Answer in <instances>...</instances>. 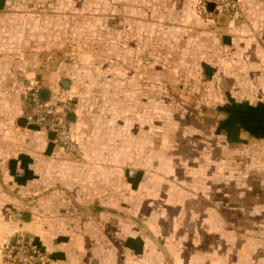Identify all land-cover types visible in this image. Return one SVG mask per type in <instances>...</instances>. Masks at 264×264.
Masks as SVG:
<instances>
[{
  "label": "crops",
  "instance_id": "obj_1",
  "mask_svg": "<svg viewBox=\"0 0 264 264\" xmlns=\"http://www.w3.org/2000/svg\"><path fill=\"white\" fill-rule=\"evenodd\" d=\"M196 1L118 0L117 15L119 26L148 37L149 47L168 38L169 46L190 49L202 65L213 64L214 77L223 84L236 83L229 90L231 97H236V88L241 89L244 99L235 101L254 117L240 129L246 139L237 143L235 151H241L242 157L231 156L242 165L229 170V216L207 215L206 205L199 206L196 216L179 218L147 221L121 214L120 194L125 189L121 170L111 171L116 175L108 179V171L95 166L94 158L100 154L86 153L73 85L75 121L70 128L82 160L64 154L42 129L18 125L25 116L27 97L15 109L3 100L0 246L25 233L54 264H264V0H237L242 16L220 22L199 18ZM8 2L0 0V11ZM10 29L0 28L3 97L10 96L18 76L38 80L20 67L13 70V64L21 66L23 60L12 56ZM61 81L60 90L41 89L46 100L72 99L71 83L66 80L69 87L63 89ZM252 129L255 136L248 132ZM205 188V193H218L215 205L222 208L223 186Z\"/></svg>",
  "mask_w": 264,
  "mask_h": 264
},
{
  "label": "rangeland",
  "instance_id": "obj_2",
  "mask_svg": "<svg viewBox=\"0 0 264 264\" xmlns=\"http://www.w3.org/2000/svg\"><path fill=\"white\" fill-rule=\"evenodd\" d=\"M117 2L9 0L0 28H11L12 56L23 60L12 68L38 80L17 75L0 108L4 99L15 109L31 88L60 90V81L68 80L86 153L100 154L95 166L107 170L108 179L121 170V214L179 218L206 205L207 215L229 216V170L242 165L231 156L242 157L235 151L246 139L240 129L254 117L237 103L244 99L241 89L231 97L236 83L223 84L212 74L214 65H202L190 49L171 47L168 38L149 47L148 37L121 28ZM248 132L255 136V129ZM213 185L224 188L222 208L215 205L218 193L204 192Z\"/></svg>",
  "mask_w": 264,
  "mask_h": 264
},
{
  "label": "built area",
  "instance_id": "obj_3",
  "mask_svg": "<svg viewBox=\"0 0 264 264\" xmlns=\"http://www.w3.org/2000/svg\"><path fill=\"white\" fill-rule=\"evenodd\" d=\"M212 5V10L209 6ZM196 15L209 21H215L219 15L234 21L242 16L237 0H197L195 4ZM25 120L31 127L42 129L47 134L54 135L53 142L61 151L73 155L78 160L83 156L73 134L66 116L74 112L71 100L51 102L40 98V90H28ZM0 264H54L52 257L25 233H17L12 240L0 246Z\"/></svg>",
  "mask_w": 264,
  "mask_h": 264
},
{
  "label": "water",
  "instance_id": "obj_4",
  "mask_svg": "<svg viewBox=\"0 0 264 264\" xmlns=\"http://www.w3.org/2000/svg\"><path fill=\"white\" fill-rule=\"evenodd\" d=\"M212 8H213V6L210 5V6H209V9L212 10ZM223 19H224V20H228L225 16H222V15H219V16L217 17L216 20H217L218 22H220V20H223ZM68 87H69V82H68V81H66V80L61 81V88H63V89H67ZM40 98H41L42 100H45L43 94L40 95ZM66 118H67L68 122H70V123H73V122L75 121V116H74L73 113H68L67 116H66ZM18 125H19L20 127H25V126H26V120H25V118H20V119L18 120ZM47 137H48V139L51 140V141H53V139H54V135H53L52 133H49V134L47 135Z\"/></svg>",
  "mask_w": 264,
  "mask_h": 264
},
{
  "label": "trees",
  "instance_id": "obj_5",
  "mask_svg": "<svg viewBox=\"0 0 264 264\" xmlns=\"http://www.w3.org/2000/svg\"><path fill=\"white\" fill-rule=\"evenodd\" d=\"M42 94V91L40 92V95ZM46 100V99H45Z\"/></svg>",
  "mask_w": 264,
  "mask_h": 264
}]
</instances>
